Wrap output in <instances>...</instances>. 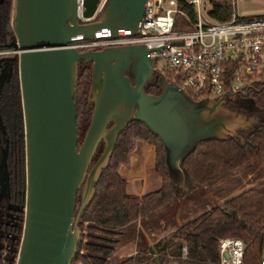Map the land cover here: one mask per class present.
<instances>
[{
    "label": "water",
    "instance_id": "1",
    "mask_svg": "<svg viewBox=\"0 0 264 264\" xmlns=\"http://www.w3.org/2000/svg\"><path fill=\"white\" fill-rule=\"evenodd\" d=\"M80 2L82 16L92 18L98 0ZM143 2L103 0L98 18L79 22L77 0H11L10 27L19 50L25 180L14 264H70L81 210L117 133L128 122H141L157 137L169 181L184 189L189 179L182 160L198 142L227 139L254 121L225 107L222 97L191 99L166 76L153 72L156 57L148 56L143 44L84 50L70 46L79 39L114 37L117 32L136 34ZM78 60L91 64L86 100L92 102L79 144L73 103ZM11 70L8 61L0 59V87ZM151 80L159 93L144 92ZM219 106L221 112L214 113ZM99 141L103 149L89 167ZM6 149L5 141L3 158Z\"/></svg>",
    "mask_w": 264,
    "mask_h": 264
},
{
    "label": "trees",
    "instance_id": "2",
    "mask_svg": "<svg viewBox=\"0 0 264 264\" xmlns=\"http://www.w3.org/2000/svg\"><path fill=\"white\" fill-rule=\"evenodd\" d=\"M179 9L194 19L192 6L184 0H176ZM208 17L214 21L229 18L232 12L230 0H208ZM11 0L0 1V45L13 40L9 25ZM98 18V14L95 19ZM175 29H189L190 23L180 15L174 19ZM90 62L78 60L73 103L76 115L77 144L83 138L92 110V102L86 95L90 81ZM147 94H157L160 87L152 80L143 88ZM227 108L239 111L253 123L227 139H209L198 142L182 160L189 182L184 189L169 181L166 174L162 147L155 135L139 121L128 122L117 133L106 164L92 184V195L81 210L76 225L79 239L70 264H106L108 257L123 235L105 224V218L116 201L128 195L127 181L118 173V167L127 164L134 139L142 140L153 148V169L159 184L143 192L138 199V222L151 235L157 225L156 212L169 206L189 192L210 185L225 177L234 169L257 160L264 155V81L254 83L246 92L227 97ZM0 142L8 141L5 157L6 195L0 198V264H14L21 234L24 191L23 125L16 63L12 62V74L0 88ZM111 123L108 124V126ZM103 149L99 141L92 154L90 165ZM145 160H149V154ZM89 165V166H90ZM80 201V191L75 196V211ZM152 214L148 222L142 218ZM166 222H163V224ZM131 222L127 224V230ZM151 244L143 241L133 253L120 256L113 264H217V240L221 237L239 238L245 245L244 264H259L264 241V178L236 194L210 206L177 225L167 239L149 236ZM132 240V236H131ZM185 248V253L181 248Z\"/></svg>",
    "mask_w": 264,
    "mask_h": 264
},
{
    "label": "built area",
    "instance_id": "3",
    "mask_svg": "<svg viewBox=\"0 0 264 264\" xmlns=\"http://www.w3.org/2000/svg\"><path fill=\"white\" fill-rule=\"evenodd\" d=\"M80 1L76 7L79 22L94 19L103 2L98 0L92 18H84ZM184 1L192 6V21L178 8L176 0H144L136 34L117 32L114 37L79 39L70 46L84 50L143 44L148 56L156 57L153 72L166 76L193 100L241 94L264 81V14L239 16L234 12L235 0H230L229 18L214 21L207 15L208 0ZM177 14L190 23L189 29L173 28ZM7 52L17 57L15 42ZM244 248L239 238H218L217 264H244ZM181 252L185 253L184 247ZM259 264H264V241Z\"/></svg>",
    "mask_w": 264,
    "mask_h": 264
},
{
    "label": "rangeland",
    "instance_id": "4",
    "mask_svg": "<svg viewBox=\"0 0 264 264\" xmlns=\"http://www.w3.org/2000/svg\"><path fill=\"white\" fill-rule=\"evenodd\" d=\"M207 9L208 7L205 6L204 10ZM234 12L239 16L264 14V0H235ZM156 66L158 68L161 66L160 60ZM220 109V106L217 107L214 113L221 112ZM147 151H150L152 159L149 164L145 160L148 155ZM140 162L147 164H143L141 167ZM152 165V146L146 145L140 139H134L127 164L118 167V171L122 174L129 173V177L124 178L128 182L126 187L128 195L120 197L105 218L106 226L123 231L122 237L114 247L113 253L108 257L106 264H113L121 258L119 255L130 251L133 246L141 244L142 236L148 238L151 243L152 240L149 236L156 239H167L177 225L264 178V155H261L257 160L244 164L220 180H216L217 182L195 189L180 200L173 201L169 206L158 209L156 212V215L160 217L157 218L158 227L155 226L154 231L149 235L141 227L142 222H138L139 228L131 225L128 230L127 224L131 222L136 224L137 222L140 195L147 190L156 188L159 184L158 174ZM81 188L82 186L79 191ZM151 217L152 214H148L142 220L148 222ZM166 221L167 223L163 224Z\"/></svg>",
    "mask_w": 264,
    "mask_h": 264
},
{
    "label": "flooded vegetation",
    "instance_id": "5",
    "mask_svg": "<svg viewBox=\"0 0 264 264\" xmlns=\"http://www.w3.org/2000/svg\"><path fill=\"white\" fill-rule=\"evenodd\" d=\"M10 12H11V8H10ZM94 19H95V17H94ZM9 25H10V15H9ZM13 42H14V39L9 41L8 43H6L4 45H0V59H2L3 61H8V63L11 66V69H12V62L14 61L16 63V57L14 55H12L11 53L7 52V50L12 48ZM11 74H12V70H11ZM11 74H10V76H11ZM10 76H9V78H10ZM3 83H5V82H3ZM223 101H224V105H227V97L226 98L224 97ZM0 130L3 131L2 126H1V122H0ZM5 141H6L7 147H8V141L6 139H4L3 145L0 142V198L4 197L6 195V182H5L6 181V169H5V163H4L6 153H5V156L3 158V148H4ZM6 152H7V149H6ZM3 170H5V176L3 175ZM23 193H24V191H23ZM23 202H24V199H23ZM22 218H23V216H22ZM21 226H22V224H21Z\"/></svg>",
    "mask_w": 264,
    "mask_h": 264
},
{
    "label": "crops",
    "instance_id": "6",
    "mask_svg": "<svg viewBox=\"0 0 264 264\" xmlns=\"http://www.w3.org/2000/svg\"><path fill=\"white\" fill-rule=\"evenodd\" d=\"M147 149V148H146ZM148 150V149H147ZM148 152V151H147ZM148 154H149V160L147 161V163L149 164V162L151 163V153H150V151L148 152ZM144 161V160H143ZM141 163V167L143 166V164H147V163H143V162H140ZM119 172V174L123 177V178H127V177H129V173H124V174H122V172H120V171H118ZM137 222H136V227L137 228H139V226H138V219L136 220ZM134 238V237H133ZM146 240H147V243L148 244H151V241L148 239V238H146ZM136 250V246H133V248H131V250L130 251H128V252H125V254H122V255H119V256H123V255H127V254H130V253H133L134 251ZM149 264H154V263H149ZM167 264H175L173 261H170L169 263H167Z\"/></svg>",
    "mask_w": 264,
    "mask_h": 264
}]
</instances>
